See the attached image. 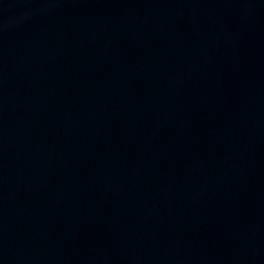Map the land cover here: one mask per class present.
<instances>
[{
    "label": "water",
    "instance_id": "water-1",
    "mask_svg": "<svg viewBox=\"0 0 264 264\" xmlns=\"http://www.w3.org/2000/svg\"><path fill=\"white\" fill-rule=\"evenodd\" d=\"M0 264H264V0H0Z\"/></svg>",
    "mask_w": 264,
    "mask_h": 264
}]
</instances>
